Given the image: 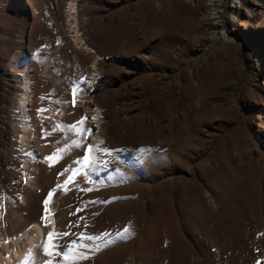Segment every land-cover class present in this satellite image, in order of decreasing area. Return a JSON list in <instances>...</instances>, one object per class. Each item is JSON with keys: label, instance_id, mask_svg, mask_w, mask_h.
<instances>
[{"label": "rangeland", "instance_id": "1", "mask_svg": "<svg viewBox=\"0 0 264 264\" xmlns=\"http://www.w3.org/2000/svg\"><path fill=\"white\" fill-rule=\"evenodd\" d=\"M35 1L0 0V230L28 224L27 160L47 194L60 185L50 209L71 235L55 243L115 240L76 264H264V5L249 15L251 3L234 0H82L90 51L73 44L69 0ZM35 70L22 154L16 80ZM90 74L100 111L72 104L73 83ZM84 116L86 139L80 125L55 127ZM88 145L112 152L93 149L99 159L65 191Z\"/></svg>", "mask_w": 264, "mask_h": 264}, {"label": "bare ground", "instance_id": "2", "mask_svg": "<svg viewBox=\"0 0 264 264\" xmlns=\"http://www.w3.org/2000/svg\"><path fill=\"white\" fill-rule=\"evenodd\" d=\"M82 2L84 1L69 0L67 3V25L72 34L73 44L77 46L82 45L86 47L87 50L94 51L87 46L85 42L86 37L84 33L88 19L84 17V6ZM245 2L251 3V6H249L247 10L249 15L255 11L257 4L264 5V0H234L236 5H242ZM27 3L30 5L31 9L35 8V0H27ZM239 7L236 6L235 8L238 9ZM232 18L233 21H238L237 17L233 16ZM80 25H82V30H80ZM95 66L94 63L93 67ZM96 81L97 75L95 74H90V76L85 79V83L82 87L85 90L76 95L75 104H81V106L91 111L94 108L96 111H100L95 101L89 100L90 93L95 88ZM40 88L39 75L36 70L34 74L26 72L17 77L15 87L16 105L15 113L12 117L14 120V129L15 132H17V134H15L18 136L16 143L21 149L22 154H26L30 148V131L32 130V122L35 121V111L33 108L31 109L30 103L32 106L34 105V95L39 92ZM16 130L20 133L18 134ZM83 165H85V162L80 161L77 164V169L84 167ZM22 168L27 185L31 188L30 191L26 188V191H29L28 193L32 192L31 194L33 195L32 198L25 194L21 195L25 206L28 207L25 209V212H27L28 224L21 230L14 229L13 231H9L8 228L0 230V264H21L26 256H29L30 260L34 261V264H44L45 254L43 248L47 234L48 232H57V219L51 212L50 203L47 205L44 203L48 198V189L37 182L36 178H34L35 175L33 176L29 173L31 165L27 160L22 162ZM72 174V171L69 172L65 180ZM42 217L44 218L43 220ZM29 249H33V251L29 253Z\"/></svg>", "mask_w": 264, "mask_h": 264}, {"label": "snow or ice", "instance_id": "3", "mask_svg": "<svg viewBox=\"0 0 264 264\" xmlns=\"http://www.w3.org/2000/svg\"><path fill=\"white\" fill-rule=\"evenodd\" d=\"M83 84V80L81 81H77L74 82L72 85V95H73V100H72V104L73 106L75 105V97L77 94V91H84L85 89L81 87V85ZM56 103H60V101H55ZM40 111H44L43 109H41ZM93 119H95V117H93ZM87 120V116L82 117L79 121L74 122V124L70 125V126H63V125H56V128H60V127H70L72 129H77V125H80L81 127L77 130L78 134H81L84 136V139L87 138V134L91 133L92 129L91 128H84L83 125L85 124V121ZM83 141L77 143L76 141H73V144L77 147L82 146ZM93 149L99 151L100 153L104 154V155H110L112 150L110 149H100L98 145H88L87 150L85 155L82 157L83 161L85 162V167H89L90 164L88 163L90 160H97L99 159V157H92L89 154L93 152ZM64 151H66V149H58L57 153L62 154ZM141 152H148L150 151V149H141ZM49 161H53V162H59V159H62V155H57V154H53L50 155L49 157L46 158ZM79 161H77L78 163ZM50 166H52L50 164ZM65 171H68V169H65ZM72 175L68 177L67 180L64 181V190L67 191V185L69 183H72L75 180V177L77 174H79L80 169H72ZM63 173H60V175H62ZM86 175V173H85ZM88 181H90V177H88ZM60 188V185H57L56 189L51 190L48 193V198L44 201L45 205H47L53 197L54 192ZM84 191H91V188H86L83 189ZM89 203H95V201H90ZM104 203H107V201H105ZM80 209H78L77 211H79ZM47 212V209H46ZM44 218L42 217V220ZM79 226V225H76ZM69 227H72V225H69ZM129 229L127 227H125L123 229L122 232L117 233V238L119 239H124L126 234H128ZM71 235L70 232H48L47 234V238H46V242L44 243V254L46 256L51 257L52 259H49L45 262V264H54V260L55 257H61L63 264H76V261L79 259H88L89 255L91 253L94 252H98L102 249V245L100 243V241L103 239L104 243H103V247H107L110 244L115 243L114 239H105L108 236H110V233H102L100 235H88L85 233H80L79 234V239L80 241L83 240H87L90 241L92 243H78V241L76 239L71 240L69 243L61 246L60 244L55 243L54 241H56L58 238H62V237H66ZM61 247H63V251H61ZM86 249V251H85ZM33 251V249H29V253H31ZM21 264H34L33 260H30L29 256L25 257V260L21 262ZM55 264H61V260H55ZM259 264V262H258Z\"/></svg>", "mask_w": 264, "mask_h": 264}]
</instances>
